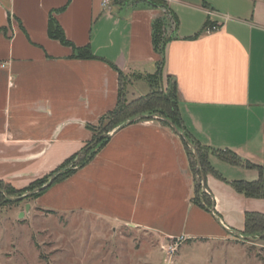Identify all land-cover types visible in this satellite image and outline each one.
<instances>
[{
    "label": "crops",
    "instance_id": "0c3cea01",
    "mask_svg": "<svg viewBox=\"0 0 264 264\" xmlns=\"http://www.w3.org/2000/svg\"><path fill=\"white\" fill-rule=\"evenodd\" d=\"M103 2L0 0V181L21 190L79 155L118 104L119 73L130 80L127 102L147 95L144 79L161 63L152 26L164 19L172 39L162 72L176 85L185 130L261 168L264 185V0ZM50 18L69 45L48 37ZM210 25L220 28L205 34ZM83 49L92 59L75 57ZM209 162L220 179L204 176L213 207L202 208L179 137L155 120L135 122L31 204L171 240L242 238L245 213L264 215V199L229 184L255 182L259 169Z\"/></svg>",
    "mask_w": 264,
    "mask_h": 264
},
{
    "label": "rangeland",
    "instance_id": "374dc122",
    "mask_svg": "<svg viewBox=\"0 0 264 264\" xmlns=\"http://www.w3.org/2000/svg\"><path fill=\"white\" fill-rule=\"evenodd\" d=\"M154 75L152 87L144 79L149 92L171 91L173 81L162 74L161 64ZM129 83L122 80L126 101ZM105 124L94 126L93 136ZM27 195L3 193L16 204L0 201V264H264V235L221 241L165 239L84 213L40 210L23 201Z\"/></svg>",
    "mask_w": 264,
    "mask_h": 264
},
{
    "label": "trees",
    "instance_id": "16d2710c",
    "mask_svg": "<svg viewBox=\"0 0 264 264\" xmlns=\"http://www.w3.org/2000/svg\"><path fill=\"white\" fill-rule=\"evenodd\" d=\"M141 1L146 2L152 7H165L164 0ZM166 27L167 25L164 19L154 21L152 26V45L154 51L161 56V72L162 66L165 62L166 47L172 39L166 37ZM47 35L50 39L57 40L62 45H69L63 36L62 30L52 18H50V20L48 21ZM75 57L80 59H92V56L89 54L88 49L77 51ZM118 75V104L114 110L108 112L99 120L98 124L106 122V124L102 128L101 133L97 136H93L92 140L88 144H86L79 155L66 160L57 170L40 180L32 182L26 188L16 190L10 185L4 184L0 181V201H2L3 204H16V202H11L3 197V193H6L8 197H20L26 193L30 194L23 198V201L25 202H30L37 199L51 186L65 181L71 175H73L75 171L87 165L96 155V153L106 144L111 132L135 122L155 120L162 126L170 128L169 124L167 123L168 121L169 123L173 124L193 146L197 154L199 166L194 158L192 149H190L187 144L181 138H179L188 157L190 170L194 177L195 196L193 199V203L202 208H212L213 201L211 200L210 196L203 191L200 175L203 174L204 176H206L208 174H211L214 177L220 179V176L210 165V156L216 157L217 159L224 161L232 166H241L248 169L258 168L257 166L251 165L248 162L241 160L230 151L216 150L201 146L190 136V134L185 130L183 126L178 111L176 85L174 82L172 84V89L169 92L165 90H161L159 92L150 90V92L144 97H140L138 99L127 102L122 95V75L121 73H119ZM154 76L155 75L146 77L147 81L150 84V87H152L151 81L153 80ZM90 129L94 133V127H91ZM258 169L260 175L257 181L251 183L244 181H235L231 182L229 185L236 193L241 194L246 198L264 199V185L261 177V168ZM256 234L264 235V215L258 213H245L244 229L242 235L244 237H250Z\"/></svg>",
    "mask_w": 264,
    "mask_h": 264
},
{
    "label": "water",
    "instance_id": "95a60500",
    "mask_svg": "<svg viewBox=\"0 0 264 264\" xmlns=\"http://www.w3.org/2000/svg\"><path fill=\"white\" fill-rule=\"evenodd\" d=\"M167 123L169 124L171 130H172V131H173V132H174L179 138H181V139L187 144V146H188L190 149H192V151H193V155H194V158H195V160L197 161V164H198V166H199V163H198V160H197V154H196V151L194 150L193 146L188 142V140L185 138V136H184L182 133H180V132L178 131V129H177L173 124L169 123L168 121H167ZM200 179H201V182H202L203 191L205 192V191H206V190H205V186H204V184H205V177H204L203 174L200 175ZM50 182H51V180H50ZM8 200L13 201V199H11V198H8ZM29 208H30V205L27 204V205H26V210H29ZM21 215H22V214H21ZM245 239H249V238H245Z\"/></svg>",
    "mask_w": 264,
    "mask_h": 264
},
{
    "label": "built area",
    "instance_id": "2783aa9c",
    "mask_svg": "<svg viewBox=\"0 0 264 264\" xmlns=\"http://www.w3.org/2000/svg\"><path fill=\"white\" fill-rule=\"evenodd\" d=\"M108 2V0H104L103 4L105 5ZM220 27L218 25H210L209 27H207L204 30L205 34H209V33H213L216 32ZM205 193L207 194V192L205 191ZM183 239V238H181Z\"/></svg>",
    "mask_w": 264,
    "mask_h": 264
}]
</instances>
